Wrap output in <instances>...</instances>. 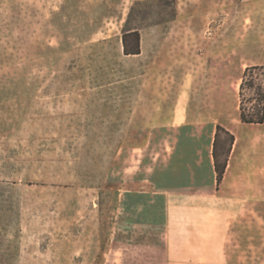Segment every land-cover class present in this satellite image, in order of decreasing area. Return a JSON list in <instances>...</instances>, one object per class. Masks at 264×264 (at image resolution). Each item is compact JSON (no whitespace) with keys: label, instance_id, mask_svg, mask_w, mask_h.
<instances>
[{"label":"rangeland","instance_id":"rangeland-1","mask_svg":"<svg viewBox=\"0 0 264 264\" xmlns=\"http://www.w3.org/2000/svg\"><path fill=\"white\" fill-rule=\"evenodd\" d=\"M132 6L140 53L125 56ZM263 59L264 0H0L10 264H244V251L264 264V126L235 194L204 198L184 178L207 131L157 132L175 94L211 92L212 69Z\"/></svg>","mask_w":264,"mask_h":264},{"label":"crops","instance_id":"crops-1","mask_svg":"<svg viewBox=\"0 0 264 264\" xmlns=\"http://www.w3.org/2000/svg\"><path fill=\"white\" fill-rule=\"evenodd\" d=\"M250 65H264V59L261 62L253 64H245L238 67L234 64L232 67H218L211 70L210 78L216 84L215 90L211 92H203L194 96L193 93L184 90L175 94L170 98V102L165 106V113L158 114L157 132L170 127L175 130L186 131L195 129L197 126L207 131L205 148L203 150L202 165L194 169L192 167L190 177H185L188 180L186 188L188 193H196L204 197L212 196V190L218 194L227 193L235 194V189L239 186L240 180L243 178V173L247 170V149L244 144L252 139H258V145L261 146V127L260 125L243 124L238 119V86L243 69ZM233 82L232 89L225 88V83ZM221 85V86H220ZM163 106V105H162ZM216 125L221 126L225 131H228L234 136V141L228 156L226 168L223 174L219 188L215 189V172L213 169V161L211 156L212 141L215 133ZM147 140V139H146ZM148 141V140H147ZM145 141L142 143L144 145ZM204 172V173H202ZM176 192V191H175ZM166 192V193H175ZM222 192V193H221ZM179 194H182L180 192ZM260 195L264 196V188L260 190ZM255 207H264V204H256ZM250 211L251 205H248L244 215V225L249 224L250 227ZM261 218V217H260ZM189 255L187 259H208V254ZM251 252L244 251V264H251Z\"/></svg>","mask_w":264,"mask_h":264},{"label":"trees","instance_id":"trees-1","mask_svg":"<svg viewBox=\"0 0 264 264\" xmlns=\"http://www.w3.org/2000/svg\"><path fill=\"white\" fill-rule=\"evenodd\" d=\"M134 5H140V1H136ZM134 7L130 8L121 30V50L125 56H135L140 53L138 27H130ZM171 10L170 18L174 13L173 1H171ZM238 99V119L241 123L260 125L264 122V65H250L243 69L238 86ZM233 141L234 136L231 133L216 125L211 147L216 190L222 181ZM1 208L8 212L13 209L11 205ZM11 223L9 215L0 214V264H10L18 250L14 241L5 240L6 228H10Z\"/></svg>","mask_w":264,"mask_h":264}]
</instances>
